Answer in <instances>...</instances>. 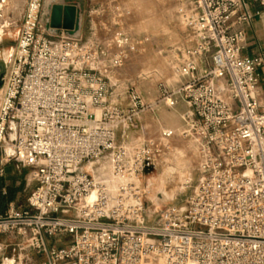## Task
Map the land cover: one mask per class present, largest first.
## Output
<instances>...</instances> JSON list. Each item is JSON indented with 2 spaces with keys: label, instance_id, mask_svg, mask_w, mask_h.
<instances>
[{
  "label": "built area",
  "instance_id": "2783aa9c",
  "mask_svg": "<svg viewBox=\"0 0 264 264\" xmlns=\"http://www.w3.org/2000/svg\"><path fill=\"white\" fill-rule=\"evenodd\" d=\"M43 6L26 0L0 76V149L10 146L2 160L28 168L34 182L25 204L0 213V235L17 240L13 250L27 264L30 251L45 256L40 264H264V52L242 54L250 19L243 0H181L189 44L174 67L178 80L159 84L156 103L186 104L181 134L196 144L197 178L183 203L153 209L140 175L175 131L117 142L118 129L137 128L153 106L102 73L121 65L124 38L110 52L51 30ZM13 23L0 24V40ZM103 161L115 187L94 176ZM63 236L70 240L49 242Z\"/></svg>",
  "mask_w": 264,
  "mask_h": 264
},
{
  "label": "rangeland",
  "instance_id": "374dc122",
  "mask_svg": "<svg viewBox=\"0 0 264 264\" xmlns=\"http://www.w3.org/2000/svg\"><path fill=\"white\" fill-rule=\"evenodd\" d=\"M4 1V15L3 19L0 18V24L9 17L14 23L7 28L9 36L5 35L0 40L2 53L4 49H11L15 45L16 26L21 23L26 0ZM92 1L98 3L95 9L101 4L104 5L102 16L105 19H96L97 12L93 13L95 19H86L83 40H98L110 52L114 51L115 40L119 36L124 38L125 42L126 52L121 65L105 67L102 73L110 79L114 87H132L146 103L153 104L152 108L140 113L137 128H130L124 134L122 127L118 129L117 142L131 145L158 138L164 128L175 131V135L167 142L169 149L164 148L155 160V166L145 169L140 175L141 185L146 191L144 204L147 209L181 204L192 191L197 178L196 144L193 139L181 134V115L186 109V104L181 102L177 107L169 108L162 103H156L159 84L171 86L178 80L174 67L181 58L183 49L189 44L190 30L188 22L182 17L181 0ZM3 59L6 58L1 54L0 75L4 72ZM11 138L12 131L9 132L7 141ZM7 148L6 143L4 148L0 149V169H3L0 177L22 184L20 202L24 204L28 193L34 187V182L31 181L28 168L13 162H3L2 158L9 152ZM169 167L175 169V172L165 176V169ZM163 174L165 179L162 184L159 180ZM189 175L190 178L182 189L183 180ZM167 192L173 195L167 196ZM2 238L0 235V240ZM58 238L60 237L56 240ZM69 240V237L63 236L57 244ZM51 243L53 244V240Z\"/></svg>",
  "mask_w": 264,
  "mask_h": 264
},
{
  "label": "crops",
  "instance_id": "0c3cea01",
  "mask_svg": "<svg viewBox=\"0 0 264 264\" xmlns=\"http://www.w3.org/2000/svg\"><path fill=\"white\" fill-rule=\"evenodd\" d=\"M55 2L64 3V4H74L77 7L80 13V29L78 32L79 35H82L85 30L86 19H95L93 17L94 12H97L96 19H105L102 16L104 5L101 4L98 9H95L98 3L92 0L91 2L88 0H55ZM243 2L246 12H248V14L250 15V19L244 24L246 46L242 51V54L247 56H254L257 55L258 53L264 52V0H243ZM3 6L4 5H2L0 12L1 19H3V15H4ZM24 7H23V11H24ZM10 9L8 12L9 14H10ZM43 11H44V7H43ZM43 19H46L45 16H43ZM18 27L19 25L16 26V30ZM258 74L259 77H258V85H257V101L259 103V106L264 109V65L258 68ZM2 179L5 185V187L2 188L3 194H6L8 186H14L16 188L14 198L8 203L6 209L8 208L9 204L12 202L16 204H22L20 202L22 184H17V181L14 180L10 181L6 177H2ZM6 209L0 213H4ZM1 236L3 238L0 240V257L5 256L8 258H12L15 264H27V262L25 261L26 254L22 251H19L16 248L13 250L17 240L14 238L11 239L9 237H5L3 235ZM56 239L57 238L50 239L49 242L51 243V241L53 240V244L58 245L57 242L61 240V237L58 238V240ZM29 256H30V264H40L41 261L45 258L43 254H37L34 251H30ZM3 264H8V262L6 261Z\"/></svg>",
  "mask_w": 264,
  "mask_h": 264
},
{
  "label": "water",
  "instance_id": "95a60500",
  "mask_svg": "<svg viewBox=\"0 0 264 264\" xmlns=\"http://www.w3.org/2000/svg\"><path fill=\"white\" fill-rule=\"evenodd\" d=\"M43 16L51 30L63 29L69 35H79L80 13L74 4H64L47 0L44 2ZM13 262L10 261L9 264Z\"/></svg>",
  "mask_w": 264,
  "mask_h": 264
},
{
  "label": "bare ground",
  "instance_id": "6f19581e",
  "mask_svg": "<svg viewBox=\"0 0 264 264\" xmlns=\"http://www.w3.org/2000/svg\"><path fill=\"white\" fill-rule=\"evenodd\" d=\"M10 51H11V49H4L3 50V53H2V51H0V55L3 54L4 57L7 58L8 53ZM7 149L10 151L9 144H8V148ZM173 172H175V169H173L172 167L166 168L165 169V176H166V174L169 175V174H172ZM93 173H94V176L96 177V179L107 181L109 183V185L112 186V187H115L116 186L117 180H116V178L114 177V175L112 173V166H111L110 161H103V162H101L99 164V166H97L96 168L93 169ZM165 176L163 174V176L160 177V180H159L160 183L164 182ZM189 178H190V175L187 176V178H185L184 180L182 179L183 180V184H182V187H181L182 189L184 188L185 182L187 180H189ZM150 184H152V181L150 182ZM172 195H173L172 193H168L167 194V196H172Z\"/></svg>",
  "mask_w": 264,
  "mask_h": 264
},
{
  "label": "trees",
  "instance_id": "16d2710c",
  "mask_svg": "<svg viewBox=\"0 0 264 264\" xmlns=\"http://www.w3.org/2000/svg\"><path fill=\"white\" fill-rule=\"evenodd\" d=\"M5 187L2 177H0V212H3L8 203L14 198L16 188L14 186H8L6 194H3L2 188Z\"/></svg>",
  "mask_w": 264,
  "mask_h": 264
},
{
  "label": "flooded vegetation",
  "instance_id": "af4514ba",
  "mask_svg": "<svg viewBox=\"0 0 264 264\" xmlns=\"http://www.w3.org/2000/svg\"><path fill=\"white\" fill-rule=\"evenodd\" d=\"M2 67H3V69H5V64H4V59H3V63H2ZM1 76V75H0Z\"/></svg>",
  "mask_w": 264,
  "mask_h": 264
}]
</instances>
